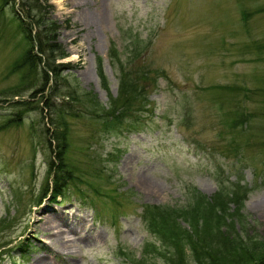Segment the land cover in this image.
Segmentation results:
<instances>
[{"label": "rangeland", "instance_id": "374dc122", "mask_svg": "<svg viewBox=\"0 0 264 264\" xmlns=\"http://www.w3.org/2000/svg\"><path fill=\"white\" fill-rule=\"evenodd\" d=\"M47 1L69 53L66 72L81 89L106 105L120 65L141 63L155 82L142 107L108 129L65 97L62 106L78 114L66 116L72 182L54 198L41 193L53 155L45 127L62 97L5 95L24 44L11 6L0 8V264L160 263L146 249L161 240L145 205L178 208L190 191L209 199L230 182L245 191L238 210L229 204L234 231L264 244V46L254 44L264 42V0ZM44 207L76 232L58 220L62 232L49 235L36 221ZM183 247L187 264H196Z\"/></svg>", "mask_w": 264, "mask_h": 264}, {"label": "trees", "instance_id": "16d2710c", "mask_svg": "<svg viewBox=\"0 0 264 264\" xmlns=\"http://www.w3.org/2000/svg\"><path fill=\"white\" fill-rule=\"evenodd\" d=\"M9 4L18 20L22 34L23 48L8 69L9 75H15L17 81L6 90V96H22L28 92L29 97L37 94H59L61 105L52 107L54 114L52 127H45L46 140L53 155L48 160L51 180L45 181L42 192L51 194L52 198L63 194L66 186L72 182V168L68 166L65 156L67 140L68 114L77 116L72 110L62 106L64 98L72 99L80 113L99 118L105 129L111 124L121 123L126 115H133L132 108L139 109L146 98V90L155 82L150 72L154 71L145 63L126 66L120 65L117 92L108 95V103L102 104L90 90L79 87L75 78L66 72L68 62L63 61L68 51L58 39L60 23L50 17V4L47 0H0V8ZM17 5V9L13 6ZM264 9V8H259ZM256 9L255 11L259 10ZM254 11V10H252ZM252 11H250L252 13ZM247 14H250L249 12ZM264 46L263 43H254ZM132 63V62H131ZM97 73L101 84L107 89V81L99 60ZM241 89V88H240ZM45 91V92H44ZM60 91V92H59ZM29 99L17 100L18 105L28 103ZM44 107L47 101L41 98ZM39 108H44L38 105ZM79 107V108H77ZM22 108L17 111L20 116ZM240 111V109H238ZM138 115L130 122L133 123ZM19 117L7 118L8 123L18 122ZM6 123V121H5ZM50 137V138H49ZM234 182L220 186L209 199L203 194L190 191V197L184 206L168 208L161 205H145L144 215L148 228L158 234L161 247L152 244L146 248L162 258L150 264H187L183 246L189 247V253L196 264H264V244L253 236L234 231L230 216L237 212L244 190ZM230 203L236 211H230ZM183 221L186 226L181 224ZM136 264V263H135ZM144 264V263H138Z\"/></svg>", "mask_w": 264, "mask_h": 264}, {"label": "bare ground", "instance_id": "6f19581e", "mask_svg": "<svg viewBox=\"0 0 264 264\" xmlns=\"http://www.w3.org/2000/svg\"><path fill=\"white\" fill-rule=\"evenodd\" d=\"M47 225V228L48 229H52L51 232H49V235L51 236H54V237H59V234L62 232V229L61 227L59 226L60 222L63 224H67V221L61 219L58 217L57 215V212L55 211H52L51 209L47 208V207H44L42 208L38 213H37V216H36V221H40ZM58 220H60V222H58ZM56 221V222H55ZM69 226V225H68ZM68 231L69 232H76V230L72 227H68ZM62 246H63V249L67 250V251H70L71 249V245L69 244H66L64 242L61 243ZM35 261H39V259H35Z\"/></svg>", "mask_w": 264, "mask_h": 264}]
</instances>
